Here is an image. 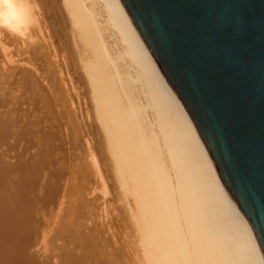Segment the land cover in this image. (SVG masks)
<instances>
[{
  "label": "bare ground",
  "instance_id": "obj_1",
  "mask_svg": "<svg viewBox=\"0 0 264 264\" xmlns=\"http://www.w3.org/2000/svg\"><path fill=\"white\" fill-rule=\"evenodd\" d=\"M13 2L20 22L0 27V264H264L121 1ZM68 60L94 116L77 154ZM108 182L119 229L97 204Z\"/></svg>",
  "mask_w": 264,
  "mask_h": 264
},
{
  "label": "water",
  "instance_id": "obj_2",
  "mask_svg": "<svg viewBox=\"0 0 264 264\" xmlns=\"http://www.w3.org/2000/svg\"><path fill=\"white\" fill-rule=\"evenodd\" d=\"M264 258V0H120Z\"/></svg>",
  "mask_w": 264,
  "mask_h": 264
},
{
  "label": "rangeland",
  "instance_id": "obj_3",
  "mask_svg": "<svg viewBox=\"0 0 264 264\" xmlns=\"http://www.w3.org/2000/svg\"><path fill=\"white\" fill-rule=\"evenodd\" d=\"M36 37H33V40L30 42H36L39 39V35L36 34ZM11 50H13L11 48ZM60 54H63L64 52H59ZM18 58V57H17ZM15 58V59H17ZM67 66H64V70L67 72V78H68V84L71 87V97L73 101V111L75 114H77V118L79 120V129H78V147L77 148H71V151L73 154L79 153L83 146L85 145V138H89L94 143V116L91 112V109L89 108V101L87 94L83 91L84 84H83V78L81 76V71L78 69V66L74 65V62H69ZM15 64L18 63H8L9 67L15 66ZM22 65V64H21ZM80 78V79H79ZM70 137L67 139L69 140ZM108 186L110 188L109 194L107 197L100 199L99 192L96 191V194H98L97 198V204L103 203L104 200H107L105 204H107L106 210H104V214L108 213V218L115 223L113 225V229H119L118 226L121 224L119 213L116 211V207L119 206V204L116 203V201H113L114 197V189L110 182H108Z\"/></svg>",
  "mask_w": 264,
  "mask_h": 264
},
{
  "label": "clouds",
  "instance_id": "obj_4",
  "mask_svg": "<svg viewBox=\"0 0 264 264\" xmlns=\"http://www.w3.org/2000/svg\"><path fill=\"white\" fill-rule=\"evenodd\" d=\"M21 10L13 0H0V27L12 28L20 22Z\"/></svg>",
  "mask_w": 264,
  "mask_h": 264
}]
</instances>
